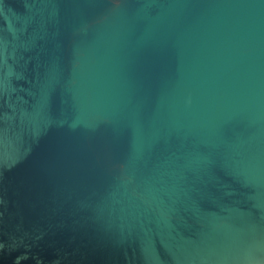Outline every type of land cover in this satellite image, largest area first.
Masks as SVG:
<instances>
[{
  "label": "water",
  "instance_id": "95a60500",
  "mask_svg": "<svg viewBox=\"0 0 264 264\" xmlns=\"http://www.w3.org/2000/svg\"><path fill=\"white\" fill-rule=\"evenodd\" d=\"M0 264H264V0H0Z\"/></svg>",
  "mask_w": 264,
  "mask_h": 264
}]
</instances>
